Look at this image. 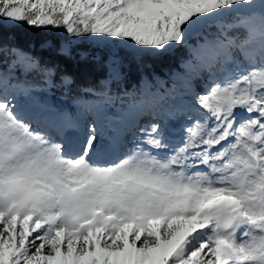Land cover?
I'll use <instances>...</instances> for the list:
<instances>
[{
    "label": "snow or ice",
    "instance_id": "snow-or-ice-1",
    "mask_svg": "<svg viewBox=\"0 0 264 264\" xmlns=\"http://www.w3.org/2000/svg\"><path fill=\"white\" fill-rule=\"evenodd\" d=\"M21 24L106 74L77 87ZM178 48L171 87L127 88ZM0 264H264V0H0Z\"/></svg>",
    "mask_w": 264,
    "mask_h": 264
},
{
    "label": "trees",
    "instance_id": "trees-1",
    "mask_svg": "<svg viewBox=\"0 0 264 264\" xmlns=\"http://www.w3.org/2000/svg\"><path fill=\"white\" fill-rule=\"evenodd\" d=\"M7 32L12 35L13 43L25 50L34 52L45 61L58 65L61 72L67 73L75 79L77 87L95 84L107 72L106 68L102 65H97L93 59L97 54L103 56V52L97 53L94 47L86 42L82 44H67L64 35L60 36L45 28L38 29L27 25L10 27ZM194 38H192V41H194ZM49 43L51 47H49ZM65 44L72 48L73 55L70 58L57 55V49ZM181 49L174 50L163 60L145 57L141 63H129L122 69L126 75L125 84L127 88L129 90L136 89L144 76L148 79L153 74L163 76L164 69L169 70L177 59H179ZM164 78L169 85V76L165 75ZM67 99H70V97Z\"/></svg>",
    "mask_w": 264,
    "mask_h": 264
},
{
    "label": "rangeland",
    "instance_id": "rangeland-1",
    "mask_svg": "<svg viewBox=\"0 0 264 264\" xmlns=\"http://www.w3.org/2000/svg\"><path fill=\"white\" fill-rule=\"evenodd\" d=\"M21 25H23V24H21ZM45 29L51 31L52 33H55L57 35H60V36L61 35H64V32H63V29L62 28H59L58 29V28H54V27H47ZM197 39L198 38L195 37L194 38V41H191V42L192 43H195ZM64 46H67V45L65 44ZM185 59H187V51H186L185 48H182L181 49V53L179 55V59H177V61L173 64V66L171 68H169V70L164 69L163 76H161V75L159 76V75L153 74L150 79H152L153 77H159L161 80L165 81V78L164 77H165V75H168L169 78H170L169 85L168 86L171 87L172 86V83H173V80H174V78L176 76V74H180V73L183 72V69L181 68V64H182V61H184ZM144 77H146V76H144ZM196 83H197V87H198V85H199L200 82L197 81ZM176 85H177V88L179 89L180 84H179V81L178 80L176 81ZM67 98L68 97H66V96H60L59 93H57L56 94V97H55V100H56L57 103L63 101L65 105H70L71 104V100L70 99H67ZM116 110L117 111L120 110V108H119V102H117V108H116ZM54 135H55V133H54ZM63 135L66 136V137H68V138H70V139H72V138H75V136H77L78 133L75 130H73V129H66ZM129 141H130V138H129ZM126 147H131V143L129 142L126 145Z\"/></svg>",
    "mask_w": 264,
    "mask_h": 264
}]
</instances>
